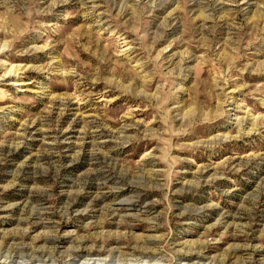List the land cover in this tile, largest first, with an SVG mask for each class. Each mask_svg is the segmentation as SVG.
<instances>
[{"label": "rangeland", "instance_id": "374dc122", "mask_svg": "<svg viewBox=\"0 0 264 264\" xmlns=\"http://www.w3.org/2000/svg\"><path fill=\"white\" fill-rule=\"evenodd\" d=\"M211 263L264 264V0H0V264Z\"/></svg>", "mask_w": 264, "mask_h": 264}, {"label": "bare ground", "instance_id": "6f19581e", "mask_svg": "<svg viewBox=\"0 0 264 264\" xmlns=\"http://www.w3.org/2000/svg\"><path fill=\"white\" fill-rule=\"evenodd\" d=\"M47 238V237H46ZM50 239V238H49ZM54 239V238H53ZM212 264V263H211ZM218 264V263H217Z\"/></svg>", "mask_w": 264, "mask_h": 264}]
</instances>
